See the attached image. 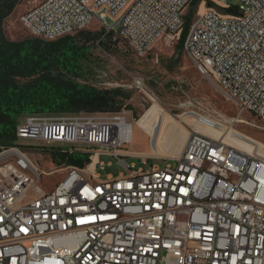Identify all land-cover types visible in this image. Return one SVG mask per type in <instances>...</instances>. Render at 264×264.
<instances>
[{
	"label": "built area",
	"instance_id": "1",
	"mask_svg": "<svg viewBox=\"0 0 264 264\" xmlns=\"http://www.w3.org/2000/svg\"><path fill=\"white\" fill-rule=\"evenodd\" d=\"M193 1L29 0L19 23L54 41L95 22L143 57L164 37L178 42ZM197 1L184 55L224 99L264 123V0ZM131 127L103 113L29 116L16 127L23 146L64 147L60 153L87 154L89 163L43 171L23 146L2 150L0 264H264L259 151L243 153L190 129L176 156H139L123 150ZM101 155L115 156L129 173L102 183ZM124 157L142 167H128ZM60 171L63 178L45 189L43 179Z\"/></svg>",
	"mask_w": 264,
	"mask_h": 264
},
{
	"label": "rangeland",
	"instance_id": "2",
	"mask_svg": "<svg viewBox=\"0 0 264 264\" xmlns=\"http://www.w3.org/2000/svg\"><path fill=\"white\" fill-rule=\"evenodd\" d=\"M197 7L198 4L189 7L186 15L194 14ZM28 8L29 0H20L3 22V34L8 41L35 38L19 23L20 16ZM101 30L103 29L95 22L87 29L89 32ZM103 37L110 40L108 49L89 47L87 68L82 82L98 90L121 91V103L118 104L120 111L102 113L120 115L131 124L130 143L124 144L123 150L157 157L176 156L181 151L188 132L194 129L243 153L249 154L258 150L264 157V123L248 113L240 112L234 103L224 99L213 86L199 76L183 51L176 48L178 42L164 37L156 42L145 56L139 57L116 34L106 33ZM134 78L143 80L141 89L133 86ZM29 116L33 115L21 117L18 125ZM197 116L212 120L211 124L207 125ZM150 136L154 139L151 148ZM17 144L23 146L18 141ZM27 144L29 147L25 144L24 151L41 170L49 171L62 167L61 163H54L51 155L44 149L53 147L60 151L64 147L38 142ZM80 148L93 151L85 146ZM123 161L128 167L134 165V169L142 167L135 158L124 157ZM99 162L103 164V169L97 168L96 173L101 181H105L108 176L115 179L119 175L126 176L129 173V170L118 164L115 156L101 155ZM155 163L164 165V162L158 160H155ZM63 176L60 171L45 177L42 185L50 190Z\"/></svg>",
	"mask_w": 264,
	"mask_h": 264
},
{
	"label": "trees",
	"instance_id": "3",
	"mask_svg": "<svg viewBox=\"0 0 264 264\" xmlns=\"http://www.w3.org/2000/svg\"><path fill=\"white\" fill-rule=\"evenodd\" d=\"M20 0H0V153L17 146L18 121L27 115L60 116L119 112L120 90H98L83 84L88 49H108L104 29L99 32L79 31L54 41L25 38L8 41L3 22ZM198 4L194 0L191 6ZM210 2L207 7H211ZM193 14L185 15V26L177 43L182 50ZM113 34V33H109ZM126 99V98H124ZM54 163L81 168L89 163L87 154L64 155L49 147L44 149Z\"/></svg>",
	"mask_w": 264,
	"mask_h": 264
},
{
	"label": "bare ground",
	"instance_id": "4",
	"mask_svg": "<svg viewBox=\"0 0 264 264\" xmlns=\"http://www.w3.org/2000/svg\"><path fill=\"white\" fill-rule=\"evenodd\" d=\"M203 11H204V8L201 6L199 13H202ZM131 154H133V153H131ZM135 155L157 157V156H153V155H149V154H135ZM168 157H174V156H168ZM159 158H166V157H159ZM92 167H93V164L90 166V169H92ZM102 183H112V177L108 176L105 181H102ZM7 253H15V245H7Z\"/></svg>",
	"mask_w": 264,
	"mask_h": 264
},
{
	"label": "water",
	"instance_id": "5",
	"mask_svg": "<svg viewBox=\"0 0 264 264\" xmlns=\"http://www.w3.org/2000/svg\"><path fill=\"white\" fill-rule=\"evenodd\" d=\"M154 142V139H152V142L151 143H153Z\"/></svg>",
	"mask_w": 264,
	"mask_h": 264
}]
</instances>
